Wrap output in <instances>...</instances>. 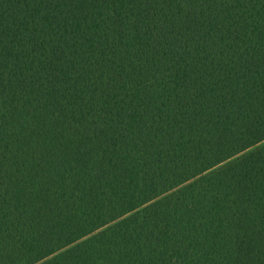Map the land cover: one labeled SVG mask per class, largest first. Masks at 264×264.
<instances>
[{
  "label": "trees",
  "instance_id": "1",
  "mask_svg": "<svg viewBox=\"0 0 264 264\" xmlns=\"http://www.w3.org/2000/svg\"><path fill=\"white\" fill-rule=\"evenodd\" d=\"M0 264H264V0H0Z\"/></svg>",
  "mask_w": 264,
  "mask_h": 264
}]
</instances>
